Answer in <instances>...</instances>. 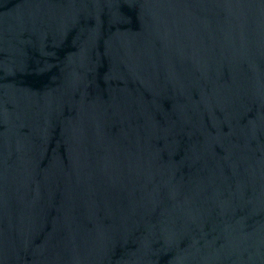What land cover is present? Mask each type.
Returning <instances> with one entry per match:
<instances>
[{"label": "water", "instance_id": "95a60500", "mask_svg": "<svg viewBox=\"0 0 264 264\" xmlns=\"http://www.w3.org/2000/svg\"><path fill=\"white\" fill-rule=\"evenodd\" d=\"M0 264H264V0H0Z\"/></svg>", "mask_w": 264, "mask_h": 264}]
</instances>
